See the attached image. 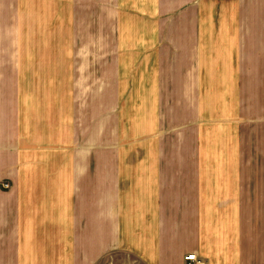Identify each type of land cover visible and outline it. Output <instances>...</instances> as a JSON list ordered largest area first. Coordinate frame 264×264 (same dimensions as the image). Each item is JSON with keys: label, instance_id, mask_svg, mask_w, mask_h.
<instances>
[{"label": "crops", "instance_id": "obj_1", "mask_svg": "<svg viewBox=\"0 0 264 264\" xmlns=\"http://www.w3.org/2000/svg\"><path fill=\"white\" fill-rule=\"evenodd\" d=\"M188 253L264 264V0H0V264Z\"/></svg>", "mask_w": 264, "mask_h": 264}, {"label": "built area", "instance_id": "obj_2", "mask_svg": "<svg viewBox=\"0 0 264 264\" xmlns=\"http://www.w3.org/2000/svg\"><path fill=\"white\" fill-rule=\"evenodd\" d=\"M4 186L9 187V184L5 183ZM184 259L185 264H205L203 259H201L196 253H188Z\"/></svg>", "mask_w": 264, "mask_h": 264}, {"label": "rangeland", "instance_id": "obj_3", "mask_svg": "<svg viewBox=\"0 0 264 264\" xmlns=\"http://www.w3.org/2000/svg\"><path fill=\"white\" fill-rule=\"evenodd\" d=\"M4 21V20H3ZM7 22H8V20H7Z\"/></svg>", "mask_w": 264, "mask_h": 264}]
</instances>
